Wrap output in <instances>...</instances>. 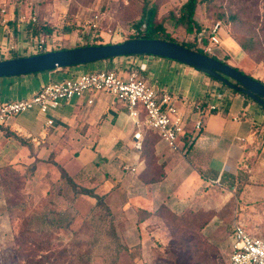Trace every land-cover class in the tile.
I'll use <instances>...</instances> for the list:
<instances>
[{"label": "rangeland", "instance_id": "374dc122", "mask_svg": "<svg viewBox=\"0 0 264 264\" xmlns=\"http://www.w3.org/2000/svg\"><path fill=\"white\" fill-rule=\"evenodd\" d=\"M185 1L155 0L159 18L165 19L179 42H190L193 36L186 35L169 16ZM7 2L16 3L19 14L36 13L37 22L52 20L61 48L73 49L92 45L89 41L83 46L74 42L83 36V30L89 28L96 15V35L101 36L97 44H117L137 37L139 32L134 26L144 0ZM233 15L237 16L236 21L230 19ZM196 19L207 28L220 23L225 40L216 56L264 83V0H217L200 6ZM65 26H70L72 32L59 35ZM243 39H255L261 45L260 51L245 53L239 46ZM97 64L101 63L90 64L88 69ZM230 93L240 96L232 90ZM84 147L66 144L55 151L50 145H42L37 154L35 149L22 154L21 162L0 160V264H34L47 248L64 247L72 249L73 255L84 257L85 262L91 257L90 264H164L165 250L173 238L174 225L169 223L175 220L172 213L179 216L181 223L193 219L207 222L201 234L207 244L217 248L222 264H227L231 253L236 224L253 236L264 238V199L245 204L239 200L238 190L229 192L216 187L222 193L217 196L220 205L216 209L189 207L173 212L154 201L146 207L147 193L140 189L137 175L123 171L124 161L87 155L82 151ZM58 166L79 188L92 189L99 199L76 195L61 177ZM37 242L43 251H39Z\"/></svg>", "mask_w": 264, "mask_h": 264}, {"label": "crops", "instance_id": "0c3cea01", "mask_svg": "<svg viewBox=\"0 0 264 264\" xmlns=\"http://www.w3.org/2000/svg\"><path fill=\"white\" fill-rule=\"evenodd\" d=\"M3 10L6 15L1 13ZM18 10L16 3L0 0V47L14 49L6 60L11 59L12 55L25 57L21 48L32 32L26 29V24L18 21ZM4 18H14V21L3 25ZM42 23L54 27L52 20ZM219 36L221 45L218 51L225 40L223 29ZM238 51L241 49L238 48ZM98 63L101 64H97L92 71L110 68L125 75L137 69L160 93L173 96L178 109L187 118L186 133L181 139L184 154L171 151L160 137L154 145L155 161L164 174L160 182L146 185L141 180L146 169L143 149L149 130L142 129V149L135 150L133 135L138 131L137 126L128 110L106 94H86L64 104L50 116L28 112L16 117L9 126H0V160L21 162L22 154L27 155L30 151L13 137H7L2 130L5 129L32 144L36 154L42 145H50L52 150L58 151V147L76 144L85 146L82 151L87 155L135 163L134 175L140 181V189L147 193L146 207H150L149 204L154 201L173 212L189 207L216 209L220 205L217 196L222 194L217 188L229 192L238 190V198L245 204L264 199V110L256 102L242 94L234 96L230 93L231 89L214 82L202 71L164 58L121 57ZM84 73V68H70L13 78L9 80L13 83L11 97L3 103L26 99L51 82ZM218 93L226 96L224 105L204 118L201 129L197 131V116L191 113V104L201 100L216 102L214 96ZM237 117H241V120L235 121ZM49 119L53 121L52 126L47 125ZM152 133L158 135L154 131ZM69 138L74 141L68 142Z\"/></svg>", "mask_w": 264, "mask_h": 264}, {"label": "built area", "instance_id": "2783aa9c", "mask_svg": "<svg viewBox=\"0 0 264 264\" xmlns=\"http://www.w3.org/2000/svg\"><path fill=\"white\" fill-rule=\"evenodd\" d=\"M1 13L6 15L4 10ZM98 19L96 15L90 22L89 28L83 30V36L77 38L76 43L82 46L86 41L97 44V39L101 37L96 35L99 30ZM9 21H14V18L11 20L4 18L3 25ZM18 21L26 26L36 24L37 15L36 13L20 14ZM221 29L220 23L211 27L209 44L204 47L205 53L216 56V50L221 45L219 36ZM204 36L205 31L199 33L200 39ZM27 37L21 48V53L25 57L62 49L61 38L55 33L43 36L35 35L32 31ZM12 51L14 49L0 47V60H6ZM86 94L109 95L128 110L130 118L138 128L133 135L135 150L142 149V129L145 128L156 132L171 151L185 153L181 139L186 133L187 118L178 109L173 96L166 92L160 93L157 87L149 84L137 69H132L125 75L116 71L84 73L63 81L51 82L26 99L0 103V126H9L16 117L28 112L50 116L64 104H69L75 98H81ZM214 97L216 102L201 100L191 104V113L197 116L195 121L197 131L201 129L204 118L224 105L226 96L223 93H218ZM234 120L240 121L241 117ZM47 125H53L52 119L47 120ZM123 171L134 175L135 163H126ZM227 264H264V238L253 236L241 224H236L231 237V253Z\"/></svg>", "mask_w": 264, "mask_h": 264}, {"label": "trees", "instance_id": "16d2710c", "mask_svg": "<svg viewBox=\"0 0 264 264\" xmlns=\"http://www.w3.org/2000/svg\"><path fill=\"white\" fill-rule=\"evenodd\" d=\"M216 1L217 0H186L184 4L175 13L170 14L169 18L170 20H172L174 24L179 26L186 35L193 36V40L190 42H179L178 40H176V38L172 36L171 32L167 28L165 19L159 18L158 6L156 5L155 0H144L143 8L140 13V18L134 26L139 33L137 37L131 39H157L162 41L174 42L194 52L211 56L204 52V47H206L209 44V31L211 28L202 26L196 19V16L200 6L204 4L212 5ZM219 19L223 20L224 16H219ZM230 19L232 21H236L237 16L233 15ZM26 29L28 30L31 29L32 31H34L35 35H43V36H50L53 35V32H55V28L44 25L40 21L37 22L36 24L27 25ZM203 31H205V36L200 39L199 33ZM71 32H72V28L70 26H65L62 32L58 31V34L66 36L69 35ZM92 45H104V44L100 43V44H92ZM239 46L245 53L248 54H251L253 52H258L260 51L261 48V45H259V42H257L255 39H243L239 42ZM59 50H67V49L63 48ZM132 57H138V56H132ZM211 57L218 59L219 61L225 64H228L227 61L221 60L217 56H211ZM17 58H21V57L18 55H12L11 59H17ZM108 60L112 61L114 60V58ZM88 66L89 65L71 67V68H84L86 70V73H94V71H92L94 69L92 68L90 69L91 71H89ZM66 69H70V68H64V70ZM109 69H107L106 71H111ZM239 71L242 72L241 70ZM49 72L52 71H46L32 75L47 74ZM20 77L21 76L14 78H20ZM11 79L13 78L0 79V102L2 103L4 101H9L11 97V87L13 85L12 82H9V80ZM211 79L214 82L219 83L223 87L228 88L225 84L218 81L214 77H211ZM232 91L241 94L240 92H237L235 90ZM257 105L264 110V106H262L259 103H257ZM2 130L7 137H13L15 140L19 141L22 145L27 146L29 150L33 151L32 144L27 143L25 139L10 133L8 130L5 129ZM158 139L159 136L152 133L151 130H149L145 135L143 157L145 158L146 169L141 175V180L146 185H152L158 183L164 177L162 168L155 161V155H154L155 152L154 145L158 141ZM58 168L61 173V177L67 181V183L69 184V186L76 195H87L99 199V197L96 196V194L93 192L92 189H87L84 187L79 188L78 185L73 181V179H71V177L69 176V174L66 172L65 169H63L60 166H58ZM172 216L175 220L173 222L169 220V223L171 225L173 223L174 225L172 228L173 238L170 240L165 250V254L167 255V258L162 259V262L164 264H222V257H220L219 253H217V248L213 245L207 244L201 234V231L207 225V222L201 223L200 220L193 219V221L181 223L179 222L180 221V219L178 218L179 216L177 217L173 213ZM50 224L52 225V223ZM37 248L39 249V251H43V247H41L38 242H37ZM44 251H46L45 252L46 254L40 255V257L37 258V263L34 262V264H90L89 261L92 260L91 257H89L88 261L85 262L84 257L79 255H73L72 249L68 247H64L61 249L47 248V250ZM126 251L129 250L126 248Z\"/></svg>", "mask_w": 264, "mask_h": 264}, {"label": "water", "instance_id": "95a60500", "mask_svg": "<svg viewBox=\"0 0 264 264\" xmlns=\"http://www.w3.org/2000/svg\"><path fill=\"white\" fill-rule=\"evenodd\" d=\"M153 56L168 59L214 77L231 90L264 106V83L218 59L169 41L132 39L108 45H89L0 61V79L95 64L112 58Z\"/></svg>", "mask_w": 264, "mask_h": 264}]
</instances>
